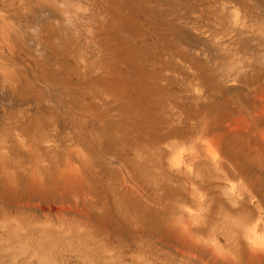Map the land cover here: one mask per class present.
<instances>
[{"label":"rangeland","instance_id":"1","mask_svg":"<svg viewBox=\"0 0 264 264\" xmlns=\"http://www.w3.org/2000/svg\"><path fill=\"white\" fill-rule=\"evenodd\" d=\"M263 108L264 0H0V264H264Z\"/></svg>","mask_w":264,"mask_h":264},{"label":"bare ground","instance_id":"2","mask_svg":"<svg viewBox=\"0 0 264 264\" xmlns=\"http://www.w3.org/2000/svg\"><path fill=\"white\" fill-rule=\"evenodd\" d=\"M263 97V96H262ZM257 106V105H256ZM261 110V109H260ZM244 110L242 111H235L234 114H230L229 115V121L227 122V127H228V131L229 133H231L234 136L240 137L242 138V141L244 142V139L247 141H250L248 139V135L255 129H258L261 131V136L262 140H264V108L259 112V114L257 112L256 115L255 113H253L252 117H249L250 113L245 112L244 114ZM257 131V130H255ZM257 134H259L257 132ZM256 134V135H257ZM260 136V134H259ZM250 137V135H249ZM257 138V136H256ZM251 224V223H250ZM257 225L254 226V228L252 230L249 231L250 234L254 233V230L256 229ZM164 241V240H163ZM162 243V242H161ZM183 254V252H181Z\"/></svg>","mask_w":264,"mask_h":264}]
</instances>
